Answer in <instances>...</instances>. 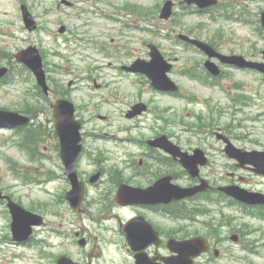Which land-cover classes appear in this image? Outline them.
I'll use <instances>...</instances> for the list:
<instances>
[{"label":"rangeland","instance_id":"374dc122","mask_svg":"<svg viewBox=\"0 0 264 264\" xmlns=\"http://www.w3.org/2000/svg\"><path fill=\"white\" fill-rule=\"evenodd\" d=\"M69 1L75 3L74 8L59 7L56 0H27L26 5L33 16L49 32L34 33L22 28L23 22L19 13L22 0H0V50L5 51L3 55L5 59L0 60V66L9 65L12 71L11 82L0 86V108L20 111L22 107L26 108L27 103L37 104L34 77L23 72L20 74L22 65L14 60L15 53L29 46H37L44 52V61L48 62V74L54 92H62L63 88L70 89L71 100L78 108V116L85 122V148L88 154L79 163L80 176L83 180H88L98 168L105 169L102 183L90 190L89 199L96 198L103 190H114L109 177L113 168L123 170L124 175L129 177L132 160L139 162L151 154L159 157L158 154L151 153L146 144L148 139L154 138L157 134L172 135V140L185 149L201 144L212 157V164L204 171V175L216 185L236 182L249 190L264 192V178L235 169L234 163L223 154L222 143L217 141L214 135L221 130L233 137L234 143L239 147L251 150L264 149V83H253L250 79L255 78L254 76L234 72L235 77L242 79L240 82L243 83V91L234 88V80L222 82L232 90L234 96L242 93L254 99L258 97L254 101L258 106L245 108L238 113L226 109L231 107V102L221 89L202 85L182 75L185 68L196 67L197 60L201 57L193 49L178 45L174 41L176 33H186L203 24L205 27L201 34L204 39H213L224 52L258 54L259 50L264 49V41L254 31L260 26L255 23L257 17L255 12L260 7L264 9V2L257 6L254 2L245 8L249 14L242 18L252 21L254 26L242 22L224 24L225 29L222 33L224 22L212 23L205 18H199L183 6L176 7V15L170 21H161L159 11L163 6V0ZM175 1L178 3L179 0ZM159 4L160 9L156 18L150 17L147 22L124 10L127 5L152 10ZM240 10L237 7V11ZM116 18L121 22H116ZM126 24L132 27L126 29ZM60 26H66L68 34H59ZM141 28H146L149 32L141 31ZM149 44L157 45L167 60L174 62L178 59L169 76L183 87V98L155 91L145 76L131 75L121 70L122 65H129L138 58L149 60ZM100 48H105L110 54L106 55ZM5 55H11L14 61L9 64V59H6ZM72 81L74 88L69 87ZM256 90L261 93L259 96L256 95ZM189 96H194L195 99L190 100ZM210 96L213 98L212 102L206 104L205 101ZM54 100L55 97L51 96L50 102ZM138 102L149 106L148 113L138 119L127 120L126 113ZM47 105L41 110L44 114L35 122L39 120L37 123L43 122L52 128L49 123L52 112L47 111ZM215 105H218V108L215 109ZM155 110L161 113L166 110L165 117L176 122L165 123L157 119ZM212 111H220L214 116L216 120L214 129L206 130L204 134L194 138L192 132H195V129L190 130L189 124H193L200 113L211 118ZM251 117H258L259 121H248ZM237 135L244 136L246 140L236 139ZM120 138L128 140L122 141ZM21 139L20 135H14L11 131H0V189L13 195L17 202L29 210L38 200L50 203L61 201L60 212L64 216L48 214V228L38 236V240L46 238L50 242L60 241L59 237L51 236L49 225L63 233L67 229L66 226L76 219L65 200V193L70 189V184L64 175L59 151H56L58 141L46 137L45 141L39 144L36 161H31L25 151L19 148ZM10 160L18 164L19 172L32 173L33 177L37 178L36 181L25 182L17 177L11 168L13 163ZM171 169L175 173L179 172L176 165ZM47 172H51L52 180L47 179ZM241 177L245 179L242 180ZM186 183L187 180L184 184ZM60 196L63 199L60 200ZM211 196L217 197L214 193ZM4 207L0 203V264H50L49 258L45 257L42 260L38 251V248L43 247L28 246L22 250L21 246L14 244L10 238L3 239L4 232H9L11 223V218L7 214L3 215ZM209 209L213 212L211 217L215 220V225L221 226L220 230L215 228L213 243L220 256L213 260L214 263L264 264V247H261L264 244V221L244 216L238 209L229 207L228 201L209 205ZM228 218L237 221L233 226L227 227L225 222ZM244 224L256 230L248 240L259 242L256 247L259 254L245 249L248 245L247 239L243 243L230 241L229 233L237 232ZM173 225L175 223L169 221L168 226ZM90 231L94 241L97 234L92 229ZM69 234L72 240L73 232ZM218 235L221 237L218 238ZM104 238L110 243L116 240L108 236ZM109 247L108 245L103 247L105 258L116 259L114 254L116 250ZM69 253L75 258L81 252L72 244Z\"/></svg>","mask_w":264,"mask_h":264},{"label":"flooded vegetation","instance_id":"af4514ba","mask_svg":"<svg viewBox=\"0 0 264 264\" xmlns=\"http://www.w3.org/2000/svg\"><path fill=\"white\" fill-rule=\"evenodd\" d=\"M221 7H222V4L214 8L208 9L206 11H202V12L208 14L209 16H211L213 13L215 14L218 13V18H219ZM215 48L217 51L224 53L220 47L219 48L215 47ZM226 70L227 69L224 66L222 69V78H224V80H227L228 78H230L227 76ZM149 159L155 161L156 163L161 161V159H158V158H148V160ZM140 166L142 169L144 167V169H148L153 172L145 173V172H138L137 170H133L132 178L129 181V184L131 186L139 187L143 189L150 188L154 184V182L160 179V177L164 174V172H162V169H163L162 164H160V167L158 168V170H157V165L155 166L154 164H146L144 166L143 161L140 162ZM165 172H166V168H165ZM190 202L196 203L195 200H191V201L187 200L185 202H180V204L183 205L184 207L188 205V207L192 211L198 210L199 206L194 205V204H189ZM116 206H117L116 208L120 210H133V215L131 219H135L138 217H144L146 221L152 225V230L149 229L147 226H146V229L144 227L138 228V233L141 235H144V242L149 244L144 250V252L149 258V261L151 264H165L164 259H166L168 256H171L168 250V247H167V241L169 239V235H171V237L179 241L189 240L191 238H194V236L199 235L198 231L188 232V231H183L184 229H180L179 231L169 233L167 227L163 224L164 219L166 218L167 211H168V208L164 205L131 206L129 208H123L117 204ZM188 216H189V212H188ZM113 217L115 218V221L117 222L118 226L121 228L120 226L121 219L119 218V216L114 215ZM189 222L194 223L195 221L193 222L189 221ZM195 224H199V222H196ZM200 225L203 227L207 226L208 234H210L213 231V228L210 227V224L201 223ZM120 233H121V230H120ZM123 240L125 241L124 238ZM128 251L130 253L131 264H136L137 252L133 249H129ZM200 260L201 258L197 259L194 264H200L199 263ZM79 262L83 264L82 263L83 259H81ZM210 263L211 262H206L204 264H210ZM87 264H90V262Z\"/></svg>","mask_w":264,"mask_h":264},{"label":"water","instance_id":"95a60500","mask_svg":"<svg viewBox=\"0 0 264 264\" xmlns=\"http://www.w3.org/2000/svg\"><path fill=\"white\" fill-rule=\"evenodd\" d=\"M191 2L197 3L201 6L207 5L206 0H191ZM171 8H172V4L168 3L163 10V14H162L163 18L169 17L170 12H171ZM152 57L154 58V61L152 64H155V63L159 62L160 60H162L157 51H154L152 53ZM27 63L37 74H42V61H41V58L38 56L37 52L32 57V59L27 61ZM152 64H150L148 66L150 67V66H152ZM137 66H139V65H137ZM166 69H167V67L162 65L161 67H158V68L155 66L150 67V68H148V71L143 70V69H138V70H141V71L148 73L150 75V77L154 80L153 85L156 88H160L164 84H166V83H162L164 81V72L166 71ZM39 78L41 79V81H43L42 75L41 76L39 75ZM171 85L172 84L168 81V87H170ZM55 110H56L55 111V122H56V126H57L58 132L62 138V143H63V142H66V139L68 136L67 131L70 129V127H74L77 125V123L74 121V109H73V106L70 105L68 102L61 101L57 104V106L55 107ZM2 115H4V114H0V119L6 120L5 118H1ZM6 115H8V114H6ZM6 124L11 125L12 123L7 122ZM163 142L166 145L165 140ZM63 146H64V143H63ZM262 164L264 166V162ZM68 174L70 175L73 182L75 183L77 180L75 171L74 170H68ZM226 192L229 193V195L234 196L235 198H238L242 201H246L249 203H257L258 202L256 199L245 198L244 194L241 191H239V189H237V188H228V189H226ZM126 195H127V197L129 196L128 194H126ZM180 196L181 195L179 192L170 193V194H168L166 199L168 202H170L173 197H180ZM73 197L75 199V201H74L75 204H78L79 202H81L82 197H83V188L82 189H80L79 187L76 188L75 192L73 193ZM13 211H15L16 232L18 234H21V231L19 229V225L23 226V228L29 229L28 227L34 223V222L30 221L33 219H30L32 217L28 213L21 210L19 207H13Z\"/></svg>","mask_w":264,"mask_h":264}]
</instances>
